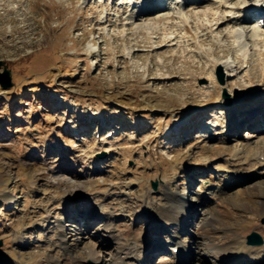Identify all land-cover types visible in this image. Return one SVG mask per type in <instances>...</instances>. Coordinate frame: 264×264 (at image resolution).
Instances as JSON below:
<instances>
[{"label": "rangeland", "instance_id": "obj_1", "mask_svg": "<svg viewBox=\"0 0 264 264\" xmlns=\"http://www.w3.org/2000/svg\"><path fill=\"white\" fill-rule=\"evenodd\" d=\"M245 1L233 0V9ZM164 5L0 0V60L12 81L0 86V264H68L73 256L83 264L88 250L109 264L122 252L100 231L99 207L118 202L127 212L116 225L147 245L142 263L169 264L170 249L152 244L168 242L178 225L155 230L142 210L168 181L190 206L178 235L190 245L181 264H217L204 257V232L221 243L226 227L264 225L256 189L264 167L253 160V149L264 148V44L250 38L264 27L243 23L234 9L232 23L221 17L203 28L201 12L216 8L214 0L184 1V25L176 3ZM229 30L243 38L237 43ZM237 116L247 120L226 129ZM227 150L253 179L233 188L219 180ZM207 176L214 184L204 187ZM68 204L78 209L63 213Z\"/></svg>", "mask_w": 264, "mask_h": 264}, {"label": "bare ground", "instance_id": "obj_2", "mask_svg": "<svg viewBox=\"0 0 264 264\" xmlns=\"http://www.w3.org/2000/svg\"><path fill=\"white\" fill-rule=\"evenodd\" d=\"M170 1H172V3H176L178 1L176 3V6L177 9H181V11L178 17H176V19H178V22H181L184 25V23L187 20V16L184 15V13L186 14V10L184 9L183 2H181L180 0H170ZM232 1L233 0H214V3L216 4V8L210 6L209 11L201 12V14H203V16L206 17L205 23H202L201 21V24H203V28H207V27L211 28L213 25L212 21H214V24L216 22L218 23L219 20H223L221 19V17L222 18L225 17L223 21L227 23H232L233 19H235L234 13H236L237 10L239 11L240 15L243 16V14L247 12V10H255L256 8L259 9L263 7L262 5L260 6V3H259V7L252 6L250 4V0H247L243 3L239 2L240 3L239 6L237 8H234L237 10H234L232 7ZM260 1H262L263 3L264 0H260ZM157 2L159 3L160 7L165 6L164 0H157ZM250 6L252 8H250ZM221 22L219 21L218 25H221ZM228 33H229V37H232L233 40L236 42L243 38V33H241L240 31L229 30ZM205 34L207 33L205 32ZM250 38L253 44L255 45L264 44V31L259 30V28L253 27L250 34ZM263 55H264V50L262 53L259 54V56L262 58L261 59L262 63L264 61ZM251 118H252L251 120H254L253 116ZM235 119L236 120H234L233 118L232 119L233 121L231 120L225 123V126H227V128L226 127L225 128L228 129L231 126L236 125L237 123H242L241 122L242 120L244 121L247 120V118L242 119L241 117L238 116L235 117ZM237 120L240 121L237 122ZM231 152L232 153L230 154L227 150V153L229 154V156H231V158L228 160V162H226V160H223L224 162L222 163V165L219 166L218 169L219 171H221V174H219L218 177H220L219 180L222 181L223 184H227L229 187L233 188L245 184L250 179H253V176L256 174V172L252 170L251 167L247 168L246 164H244V166H246L244 167L242 163L245 162L238 163L239 162L238 153L236 151H231ZM253 156H254L253 157L254 163L264 167V148H254ZM202 168L204 170L203 172H207L208 170L207 165L203 164ZM210 178L211 176H207L203 178L204 187L206 183H207L206 186H210L214 184V182H212L213 181L212 178H211L212 181L210 180ZM169 184L170 181H168L167 184L166 183L161 184L159 187L160 199L156 202H152V201L146 202L142 210H143V214L147 215L151 219L152 228H154L155 230L166 228L170 224L178 225V231L175 234L173 233L166 238L168 239L167 240L168 242H164V244H162V242L155 241L152 244V246L156 247V246L164 245L165 248H169L170 253L173 255L172 261L169 264H181L183 262L188 261V256L190 254V245L187 240H183V239L180 240L178 235L180 234V232H182V228H184L187 224V222H185L186 221L185 219L190 214L189 213L190 206L187 203H185L184 194L179 193L178 191L172 192L167 189L168 187L166 188V185L169 186ZM246 189L248 190V188H244L240 190L239 191L240 193L238 195L240 196L241 194H244ZM256 189H258L257 190L258 194L261 195L262 198H264V186H257ZM222 193H223L222 191L219 192V198L222 197ZM117 204H119V206H117L114 209L113 206H109L107 204H101V206L99 207L100 215H102V217L105 219V223L102 226L103 229L100 231L110 241L115 240L119 245L118 247H116V249L120 253L122 252L121 255H116L115 257L111 258L109 264H143L141 256L143 255L142 253L144 252L147 245L143 244L142 246L143 238L140 233L136 232L130 234V233L121 232L126 228L125 229L120 228L118 225H116L115 218L116 216H122L123 212H127V211L123 209V206L121 205L120 202H118ZM76 208H77L76 204L74 205L68 204V206L65 205L63 207L62 211L63 213L71 212V211H75ZM66 209L68 210L66 211ZM218 217L219 216H217L216 219H218ZM206 222L213 223L214 221L213 219H209V220L206 219ZM55 225H56L55 228L56 232L58 230L57 235L59 236L61 243L64 244L66 237L63 229H61L63 227L60 225L59 222ZM249 232H255L256 234H258L261 238V242L259 244H248L245 239L247 238ZM214 234L216 235L215 231L214 232L209 231V234L204 232L201 234L202 236L200 235L201 238H206L209 240V241L202 240L203 241L202 249L205 252V253L203 252L204 257H206L207 259L209 258L208 254L211 253V256L217 260V264H264V225L260 224L259 222H254V224L251 227H249L246 231L245 230L242 231L234 227H226L223 231L225 240L221 243L220 242L218 243V241H216L217 243L213 242L215 240L212 239L214 237ZM166 243L168 244L166 245ZM59 248H62L60 242H59ZM65 249L68 250L67 248ZM88 251H86L82 256L83 257L82 261H84L83 264H100V261H97L100 260V256L97 254V252H94L92 250L89 252ZM90 257L93 258L91 259ZM76 258L77 257L74 256L73 258L67 257L68 264H79V261ZM49 261H48L49 264H51V262L53 264H57L56 260H52L51 262Z\"/></svg>", "mask_w": 264, "mask_h": 264}, {"label": "water", "instance_id": "obj_3", "mask_svg": "<svg viewBox=\"0 0 264 264\" xmlns=\"http://www.w3.org/2000/svg\"><path fill=\"white\" fill-rule=\"evenodd\" d=\"M2 66V70L0 71V86L1 87H9L12 84L10 70L5 66L2 60H0V67ZM219 80H222V74L219 73ZM153 187L155 186L152 183ZM247 242L251 244H257L261 242L260 237L255 232H251L247 235Z\"/></svg>", "mask_w": 264, "mask_h": 264}]
</instances>
